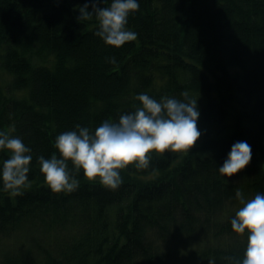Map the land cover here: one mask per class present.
<instances>
[{
  "label": "trees",
  "instance_id": "1",
  "mask_svg": "<svg viewBox=\"0 0 264 264\" xmlns=\"http://www.w3.org/2000/svg\"><path fill=\"white\" fill-rule=\"evenodd\" d=\"M83 3L0 0V128L33 150L29 186L0 184V264H230L246 243L231 226L236 188L264 192V0H139L137 39L120 47L77 19ZM184 90L201 113L189 152L129 165L116 189L82 172L74 191L47 185L36 157L58 133L118 120L140 92ZM240 140L252 159L224 177Z\"/></svg>",
  "mask_w": 264,
  "mask_h": 264
},
{
  "label": "clouds",
  "instance_id": "2",
  "mask_svg": "<svg viewBox=\"0 0 264 264\" xmlns=\"http://www.w3.org/2000/svg\"><path fill=\"white\" fill-rule=\"evenodd\" d=\"M101 4L105 5L101 7ZM140 7L139 0H85L79 6V21L95 17V35L111 46L120 47L137 39L128 19ZM91 9V10H90ZM117 63L115 56L106 58ZM141 103L119 114L118 120L105 119L94 129L77 123L55 136L57 151L50 157H36L47 185L53 192L78 189V173L90 181L116 189L123 183L121 170L129 165L148 168L153 154L189 152L201 136L198 129V99L188 90L181 97L163 95L159 99L140 92ZM7 158L0 163V184L4 190L20 192L30 184L32 148L18 135L0 128V152ZM252 159V147L246 140L233 143L227 158L218 168L224 177L232 176ZM236 197L241 206L231 218L232 229L246 237L242 256L230 257V264H264V192L246 198L240 188ZM214 264V262H212Z\"/></svg>",
  "mask_w": 264,
  "mask_h": 264
}]
</instances>
